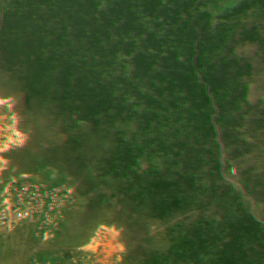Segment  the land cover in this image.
<instances>
[{
    "label": "trees",
    "instance_id": "obj_1",
    "mask_svg": "<svg viewBox=\"0 0 264 264\" xmlns=\"http://www.w3.org/2000/svg\"><path fill=\"white\" fill-rule=\"evenodd\" d=\"M204 36L223 41L220 59L217 49L196 72L187 67L177 89H163L167 73L146 84L147 74L128 63L136 55L167 70L187 38ZM67 40L77 71H95L103 55L122 56L128 80L110 94L112 120L154 108L142 137L156 149L136 166L126 156L122 170L116 164L105 172L114 180L107 200L116 204L102 209L109 219L100 229L95 208L89 217L83 201L89 172L81 167L72 178L71 208L72 201L39 207L27 201L22 182L0 181V264H264V3L0 0V45L13 42L40 56ZM103 126L91 132L99 143L91 147L116 161L117 142L124 138L125 148L130 139ZM181 133L190 136L179 139ZM185 144L194 149L188 160L178 154ZM196 160L208 173L176 177Z\"/></svg>",
    "mask_w": 264,
    "mask_h": 264
},
{
    "label": "rangeland",
    "instance_id": "obj_2",
    "mask_svg": "<svg viewBox=\"0 0 264 264\" xmlns=\"http://www.w3.org/2000/svg\"><path fill=\"white\" fill-rule=\"evenodd\" d=\"M250 1L264 3V0ZM223 48V41H218V37H191L183 42L182 50L174 58L169 56L167 70L159 66L158 61L149 58L143 60L136 55L128 63L132 68L135 66L136 70L140 68L141 74H147L143 81L149 85L153 84L156 76L159 78L161 74L167 73L164 76V82L167 83L163 89L168 91L179 88L175 82L183 78L187 67L194 65L196 72V68H201V64L209 60L207 56L217 49V58L220 59ZM24 50L13 42L0 45V181L4 183L6 180H19L16 182H22L27 201L48 209L54 203L57 207L64 201H72V195L77 191V184L72 178L81 167L84 174L89 172L86 175L89 191L83 201L91 207L89 217L95 208L92 217L97 220L100 229L102 223L109 219L107 212L104 214L102 209H106L107 204H116L107 200L110 197L107 189L114 185V180L105 176V172L115 168L116 164L122 170L126 156H133L130 164L136 166L149 156L148 152L156 149H151L150 142L142 137L147 122H152L149 117H153L155 109H150V115L145 111L142 114L134 113L130 118L119 117L116 121L112 120V107L108 102L110 94L120 90L128 80V76L122 74L124 66H119L122 61L119 58L122 56L118 52L112 53L110 58L103 55L95 63V71L89 65L82 66L77 71L75 68L77 64L80 67V61L76 60L70 66L73 51L68 40L57 45L51 52L42 49L44 52L40 56L33 51L29 55L24 54ZM203 54L206 55L205 58ZM257 75L261 76L259 73ZM130 81L132 82L131 78ZM102 123L103 127L108 125L125 132L126 139H130L125 148L124 138L117 142L122 153L120 155L121 151L119 152L120 156L116 161L107 159L109 155L107 158H99L96 154L100 152L96 151V147H91L94 143L95 146L99 144L91 142V132ZM261 133L264 141V127ZM184 136L190 135L181 133L178 138L182 139ZM223 137L224 140L218 141V147L229 138L227 135ZM180 143L182 141H178ZM193 150L191 144H185L178 149V154L188 160L192 157ZM221 150L225 154L226 146H222ZM103 154L105 156L107 152ZM162 158L165 160V154L159 157ZM206 164L196 160L184 172H175L176 177L187 180L197 178L198 174L208 173L210 167ZM208 164L212 166L210 162ZM74 205L75 200L70 203L69 208ZM45 213L43 211L41 214ZM17 217L26 216L17 212ZM56 222H59L58 218ZM54 235V244H58L57 230Z\"/></svg>",
    "mask_w": 264,
    "mask_h": 264
}]
</instances>
